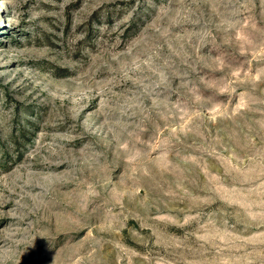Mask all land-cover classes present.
Returning <instances> with one entry per match:
<instances>
[{
	"label": "rangeland",
	"instance_id": "obj_1",
	"mask_svg": "<svg viewBox=\"0 0 264 264\" xmlns=\"http://www.w3.org/2000/svg\"><path fill=\"white\" fill-rule=\"evenodd\" d=\"M0 264H264V0H0Z\"/></svg>",
	"mask_w": 264,
	"mask_h": 264
}]
</instances>
